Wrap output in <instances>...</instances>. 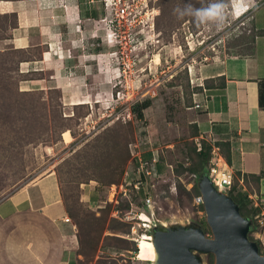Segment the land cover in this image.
Segmentation results:
<instances>
[{"label": "rangeland", "instance_id": "1", "mask_svg": "<svg viewBox=\"0 0 264 264\" xmlns=\"http://www.w3.org/2000/svg\"><path fill=\"white\" fill-rule=\"evenodd\" d=\"M107 1L90 2L97 14L96 40L85 39L84 45L103 52L113 70L102 90L91 84L90 90L78 89L82 94L75 99L88 103L63 99L53 83L30 82L48 78L49 72L21 68L23 60L40 55L41 47L15 48L9 42L15 28L0 30V117L8 115L0 122V200L52 174L78 237L73 264H150L141 260L144 237L138 246L132 238L142 232L141 213L148 215L149 228L153 221H195L212 235L204 207L195 200L191 173L196 151L206 145L210 156L204 172L220 159L227 163L219 142H229L203 133L195 123L201 108L195 107L194 93L223 83L198 73L228 56L257 58L264 64V0H147L151 14L134 27L141 30L137 39L126 44L123 37L105 36L107 25L100 18L108 15ZM216 4L217 17L197 14V9ZM107 90L109 99L104 96L96 103L98 93ZM143 101L149 105L136 116L134 107ZM66 130L70 142L63 139ZM148 151L152 157L145 160ZM157 163L163 165L161 172ZM219 170L231 175L225 191L250 199L242 212L253 219L249 237L264 254V170L259 181L231 166ZM135 185L143 188V196ZM208 255L203 259L212 264L214 257L210 262Z\"/></svg>", "mask_w": 264, "mask_h": 264}, {"label": "crops", "instance_id": "2", "mask_svg": "<svg viewBox=\"0 0 264 264\" xmlns=\"http://www.w3.org/2000/svg\"><path fill=\"white\" fill-rule=\"evenodd\" d=\"M90 2L0 0L1 13L17 15V27L9 42L25 50L41 47L40 55L23 60L21 68L24 72H49L48 78L30 82L38 86L53 83L71 103H88L75 99L82 94L78 89L90 90L91 84L95 91L102 90L113 70L103 52L84 45L85 39L96 40L97 14ZM250 60L228 56L199 69L203 79L223 75L225 85L203 87V92L194 93L195 104L201 108L195 123L203 133L224 136L229 142L231 164L220 159L219 166L259 175L264 170V109L258 104L264 64H258L257 58ZM107 91L105 95L97 92L95 102H102L104 96L109 99L111 91ZM68 217L59 181L49 173L2 198L0 264H73L78 237Z\"/></svg>", "mask_w": 264, "mask_h": 264}, {"label": "water", "instance_id": "3", "mask_svg": "<svg viewBox=\"0 0 264 264\" xmlns=\"http://www.w3.org/2000/svg\"><path fill=\"white\" fill-rule=\"evenodd\" d=\"M196 185L212 235L195 221H153L150 241L155 256L150 264H208L203 259L208 254L214 257L212 264H264L257 241L249 237L253 219L241 213L239 204L208 172L197 176Z\"/></svg>", "mask_w": 264, "mask_h": 264}, {"label": "built area", "instance_id": "4", "mask_svg": "<svg viewBox=\"0 0 264 264\" xmlns=\"http://www.w3.org/2000/svg\"><path fill=\"white\" fill-rule=\"evenodd\" d=\"M148 4L147 0H108L106 3L109 7L108 15L100 18V21L103 22L104 25H107L106 29H108V31L107 34H105L106 38L110 39L115 35V40H118L117 38L123 37L122 40L124 41L122 42L125 44L130 41H135L137 39V34L141 33V30L136 31L134 30V27L136 25L144 24V22L147 21L148 16L151 14ZM128 26L132 27L129 28ZM130 29L134 31L130 32ZM130 36H132V38H130ZM122 42L119 40L118 43L121 44ZM201 86H203V83H201ZM151 94L155 95V91L152 90ZM195 106L198 107L200 105L196 103ZM140 165L142 166L143 163L141 162ZM219 167V162L215 161L213 165L208 168V173L214 184L219 189L225 190L226 187L231 185V175H227L226 172L220 171ZM146 173L149 174V170H147ZM218 173H221V176H217ZM135 186L139 188L138 185ZM195 200L197 204L202 205V196L200 193L195 196ZM145 201L148 203L149 197H146ZM68 219L69 218H67V220ZM144 222L142 223V232L140 233V237H132L136 242V246H138L137 241L139 239L143 237L150 238V234H148V232H150V228L146 221Z\"/></svg>", "mask_w": 264, "mask_h": 264}, {"label": "trees", "instance_id": "5", "mask_svg": "<svg viewBox=\"0 0 264 264\" xmlns=\"http://www.w3.org/2000/svg\"><path fill=\"white\" fill-rule=\"evenodd\" d=\"M2 8H4L3 5H2ZM16 26H17V16H16L15 12H5V13H1L0 12V30H5V29H8V28H16ZM0 38H1V36H0ZM216 78H221L223 80V83L221 85H219V86L218 85L217 86L207 85V86H204V87L208 88V89H213L215 87H218V88L224 87V85H225L224 76L222 75V76H218ZM210 79H213V78H210ZM258 104H259V106L261 108L264 109V81L260 82L259 95H258ZM148 105H149L148 101H143L142 103L136 104L135 107H134L135 112H136V116H142V110L144 108L148 107ZM7 116L8 115L5 114V116L0 117L1 118L0 122L4 123L6 121V119H7ZM219 144L223 145L224 150H225L224 151L225 160H226L227 164L230 165L231 164V147H230V144L227 143V142L226 143L225 142L224 143L219 142ZM10 145L13 146L12 143ZM196 154L198 156V160H197L196 164H194V167L192 168L193 172L191 173L192 177L195 179V181L197 179V176L200 173L204 172L203 168L206 165V163L208 162V159H209V156H210V146L206 145L205 147L201 148L199 151H196ZM151 157H152V153L150 151H148L145 154V160L151 159ZM156 166H157V169H158L159 172H161L163 170V165L161 163H159V164L157 163ZM206 172H208V171H206ZM248 174L253 176V177H255V179L257 181H259L260 178H261L260 175H257V174H254V173H248ZM192 187H193V190L195 192V195L199 194L196 182L193 184ZM139 195L140 196L144 195V190H143L142 187L139 189ZM230 195L239 204L241 213L243 215H248V214H246V213L244 214L242 212V206H244L248 201H250L248 196L246 194H240V193H238L237 197L233 196L232 194H230ZM212 258H213V255L209 254L208 255V259H209L210 262L213 261Z\"/></svg>", "mask_w": 264, "mask_h": 264}, {"label": "bare ground", "instance_id": "6", "mask_svg": "<svg viewBox=\"0 0 264 264\" xmlns=\"http://www.w3.org/2000/svg\"><path fill=\"white\" fill-rule=\"evenodd\" d=\"M63 135V139L65 142H70L71 141V135L68 131H64L62 133ZM145 215V213H141V215H139V218L141 219V216L142 215ZM152 219V218H150ZM149 220V217L148 215L146 214L143 221H148ZM144 241H145V247H144V257L141 259L143 261H146V260H153L154 256H155V250H154V247H153V244L152 242L149 240V238H146L144 237Z\"/></svg>", "mask_w": 264, "mask_h": 264}, {"label": "clouds", "instance_id": "7", "mask_svg": "<svg viewBox=\"0 0 264 264\" xmlns=\"http://www.w3.org/2000/svg\"><path fill=\"white\" fill-rule=\"evenodd\" d=\"M219 10H220V5H210L206 9H197V14L198 15H203L204 17L207 18H215L219 15Z\"/></svg>", "mask_w": 264, "mask_h": 264}]
</instances>
